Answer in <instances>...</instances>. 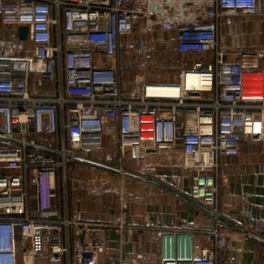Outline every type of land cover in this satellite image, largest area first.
I'll return each mask as SVG.
<instances>
[{
  "label": "built area",
  "instance_id": "1",
  "mask_svg": "<svg viewBox=\"0 0 264 264\" xmlns=\"http://www.w3.org/2000/svg\"><path fill=\"white\" fill-rule=\"evenodd\" d=\"M241 15L264 20V5L0 0V264H133L112 254L99 262L111 232L120 247L144 234L149 249L141 261L218 264L228 246L218 194L229 179L221 159L264 139V46L250 57L242 49ZM155 32L174 35L172 48L183 58L177 81H153L141 70L126 86L123 67H145L161 50L149 37ZM45 81L55 82L54 92L40 89ZM104 152L114 160L116 212L89 220L69 209L67 166ZM158 155L176 168L162 176L165 185L208 207L209 226L187 217L170 228L129 221L126 171L148 177ZM239 217L243 236L264 239V216L243 208Z\"/></svg>",
  "mask_w": 264,
  "mask_h": 264
},
{
  "label": "crops",
  "instance_id": "2",
  "mask_svg": "<svg viewBox=\"0 0 264 264\" xmlns=\"http://www.w3.org/2000/svg\"><path fill=\"white\" fill-rule=\"evenodd\" d=\"M258 1L264 5V0ZM237 20L238 30L244 34L242 49L250 57L252 50L264 46V20L250 15H241ZM220 31L227 33L228 26L222 24ZM167 35L172 41L174 35L172 33ZM225 44L231 45L229 37L225 39ZM232 47H230L229 59L234 57V50L237 48ZM172 50L174 51L173 48ZM259 62L264 66V57L260 58ZM34 80L35 77L32 76L31 83H34ZM125 83L126 86H130L132 81H127L125 78ZM40 89L54 92L55 82L45 81ZM99 158H95L96 163L76 160L77 163L70 165L71 170L68 171L66 185L67 204L69 209L80 210L89 220L105 221L112 218L116 212L114 189L118 181L113 179L116 174L114 169L101 165L104 159L108 160L105 153ZM154 161L150 167L151 175L146 178L126 174L129 221L136 224L153 223L170 228L178 226L180 220L187 217L195 218L202 227L209 226L212 217L208 207L190 198L186 193L177 190L184 195L182 196L176 193V190L167 188L168 186L161 179L169 171L176 170L173 167V160L169 161L158 155ZM221 163L229 179L227 184L220 185L218 194L219 208L228 235V246L220 253L217 262L218 264H264V239L252 234L243 236L239 225V212L243 208L250 209L256 216H264V209L258 207L264 205V139L243 142L238 154L222 157ZM83 184L87 185V189L82 188ZM245 193H250L246 199ZM193 240L203 242L200 236H195ZM148 249V241L142 233L135 234L132 242L120 247L117 235L111 232L104 251L99 253V262L105 263L106 255L112 254L126 256L134 261L133 264H157L141 261Z\"/></svg>",
  "mask_w": 264,
  "mask_h": 264
},
{
  "label": "rangeland",
  "instance_id": "3",
  "mask_svg": "<svg viewBox=\"0 0 264 264\" xmlns=\"http://www.w3.org/2000/svg\"><path fill=\"white\" fill-rule=\"evenodd\" d=\"M155 36V37H154ZM139 35L134 33L132 34V39L138 38ZM149 37H152L159 41L160 49L158 51H155L152 54L151 63L146 65L144 67V64L137 62V66L133 68L131 71V74L129 75V71H127V68H123L124 70V77L128 80L132 81L135 74L142 70L144 75L153 81L158 82H164V81H171L176 82L177 81V72L179 70V65L183 61V58L176 52H174L172 49H168L167 45L170 43V48L172 47V41H170V37L167 35V33H158L155 32L154 35L150 34ZM137 60H140V55H136ZM113 149L112 144L109 142V144L106 145V151H111ZM113 159V157H112ZM110 159V160H112ZM105 160V159H104ZM111 164L114 162V160L110 161ZM76 160L71 161L67 166V174L70 169V165ZM77 163V162H75ZM73 168H75L73 166ZM77 170V169H74Z\"/></svg>",
  "mask_w": 264,
  "mask_h": 264
},
{
  "label": "trees",
  "instance_id": "4",
  "mask_svg": "<svg viewBox=\"0 0 264 264\" xmlns=\"http://www.w3.org/2000/svg\"><path fill=\"white\" fill-rule=\"evenodd\" d=\"M167 48H168V49H172V47L170 48V43H169V45H167ZM132 58L136 59L135 57H132ZM132 58H131V59H132ZM137 62H138V61H133V62H129L128 64H126L125 67L127 68V71H129V70H131V69L133 70V68L137 66ZM125 67H123V68H125ZM124 73H125V72H124V70H123V74H124ZM130 74H131V71H129V75H130ZM123 77H124V75H123ZM124 78H125V77H124ZM126 80L128 81L127 78H126ZM105 152H106V150H105ZM105 152H104V153H105ZM110 159H112V158H108V160H104L103 163L100 162V163H102L101 165H102V166H106V167H108V168L111 167L112 164H111V162H109ZM112 160H113V159H112ZM112 160H110V161H112ZM90 161H95V160H93V159H87V160H85V162H88V163H91ZM105 161H107V162H105ZM95 162H96V161H95ZM73 163H75V161H74ZM130 172H131V171H130Z\"/></svg>",
  "mask_w": 264,
  "mask_h": 264
},
{
  "label": "water",
  "instance_id": "5",
  "mask_svg": "<svg viewBox=\"0 0 264 264\" xmlns=\"http://www.w3.org/2000/svg\"><path fill=\"white\" fill-rule=\"evenodd\" d=\"M17 30H18V36L21 38V39H26V33H27V26L25 25V24H20V25H18L17 26ZM91 163H96L95 161H90ZM126 173L128 174H134V175H136L137 177H144V176H142V175H139V174H137V173H132V172H130V171H126ZM144 178H146V177H144ZM148 179V178H147ZM167 188H169V187H167ZM170 189V188H169ZM172 190V189H171ZM175 191V190H174ZM176 193H178V191H175ZM178 194H180V195H182V196H184L182 193H178ZM189 198V197H188Z\"/></svg>",
  "mask_w": 264,
  "mask_h": 264
}]
</instances>
